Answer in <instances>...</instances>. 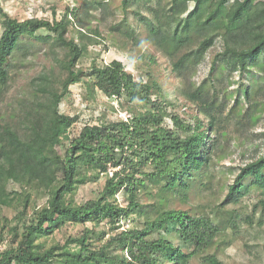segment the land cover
<instances>
[{
  "label": "trees",
  "instance_id": "16d2710c",
  "mask_svg": "<svg viewBox=\"0 0 264 264\" xmlns=\"http://www.w3.org/2000/svg\"><path fill=\"white\" fill-rule=\"evenodd\" d=\"M210 1L121 0L123 22L110 28L135 41L129 15L144 27L180 78L184 96L205 116H194L193 122L175 113L167 122L158 82L135 79L119 60L79 66L89 46L105 36L79 18L77 6L66 7L59 18L53 12L51 19L18 20L0 4V100L12 78L10 58L24 36L48 44L45 55L51 62L30 82L42 96L20 100L9 115L0 113V218L7 200L20 208L12 218L15 224L1 227L0 264H188L221 233L219 224L237 227L236 212L226 226L221 212L239 203L251 186L264 191V154L239 167L216 214L169 206L172 197L186 202L190 190L208 187L212 161L221 152L222 121L251 128L258 119L253 114L258 93L264 92L259 87L252 99V86L245 82L246 73L259 74L264 82V0ZM72 20L86 28L75 37ZM39 30L47 34H37ZM217 42L220 50L206 77L210 92L205 80L195 84L193 78ZM219 63L237 74L235 92L245 99L242 110L220 94L213 78ZM75 83H82L89 97L99 90L132 104L122 108L128 116L75 129L79 115L60 108ZM91 168L93 180L103 177V185L92 198L76 202L74 195ZM141 191L149 201L141 200ZM41 192L45 200L36 204ZM259 203L264 209V199ZM243 220L249 222L248 216ZM123 221L134 225L120 229ZM69 226L77 229L55 240V233ZM203 261L225 264L211 253Z\"/></svg>",
  "mask_w": 264,
  "mask_h": 264
},
{
  "label": "rangeland",
  "instance_id": "374dc122",
  "mask_svg": "<svg viewBox=\"0 0 264 264\" xmlns=\"http://www.w3.org/2000/svg\"><path fill=\"white\" fill-rule=\"evenodd\" d=\"M99 2L102 4L101 6L98 5ZM0 4L4 11L18 20L31 17L51 19L53 12L59 18L66 7L72 9L77 6L79 18H82L87 26L99 28L105 36L104 39L98 37L100 44L96 43L89 46L88 52L79 62V66L88 67L93 61L101 65L114 59L119 60L123 63L125 70L131 72L135 79L142 78L149 84L154 81L158 82L163 103L161 112L166 117L167 122H170L169 116L172 113L189 122L194 121V116H199L205 120V116L198 112L197 106L184 96L180 78H177L171 71L168 58L152 46L141 24L135 22L133 17L129 15L130 26L134 28L136 34L135 41L110 29L112 25H119L123 22L121 20L123 16L121 0H0ZM72 23L75 29L74 34L72 33L73 37L77 35V31L86 30L85 26L82 27L77 20H72ZM37 34L47 33L45 30H39ZM47 48L48 44L42 41L23 37V45L10 58L9 69L12 78L9 89L4 94V99L0 100V113L2 115L11 114V110L16 107L20 100L29 102L34 98V95L42 96L36 90V86L31 85L30 82L33 77L40 74L44 66H50V59L45 55ZM219 50V42L209 48L204 61L198 66L193 78L195 84L205 80V86L207 89L209 88L210 92H212V87L207 82L206 77L212 58ZM246 75L245 82L252 86L250 97L253 99V93L261 86L264 88V82L259 74L246 73ZM213 78L217 86L222 89L220 94L228 98L230 105L236 104L237 109L241 108L242 110L245 107V99L241 93L235 92L237 74H230L229 69L219 63ZM157 95L158 92L154 87L153 96L157 97ZM257 100L258 105L253 108V114L258 119L249 126L251 128L241 129L231 122L222 121V130L225 133L220 137L221 152H218L212 161L211 171L207 178L208 187L203 190L198 187L190 190L189 199L186 202L172 197L170 207L187 210L190 214L212 215V213H217V206L224 199L227 188L238 173L239 167L248 160L264 154V92L258 93ZM134 103L136 107H140L139 103ZM124 106L130 107L132 104L125 100L119 101L116 98L105 97L99 90H95L94 98L89 97L85 86L82 83H75L70 86V92L63 98L60 108L66 114L79 115V121L74 127L77 129L85 123L109 122L124 118L128 116L127 110L122 109ZM223 117L221 116V118ZM94 172V169L91 168L86 180L80 183L74 195L76 202L92 198L101 189L104 179L100 177L94 181L92 175ZM245 182L249 183V179ZM10 187L18 188L13 184ZM45 197V193L41 192L36 199V204H42ZM118 197L119 204H124L123 198L120 195ZM140 198L142 201H149L150 199L145 191L140 192ZM260 199H264V191L251 186L239 203L229 204L226 208L228 211L223 210L221 212L220 220L226 226L229 215L234 211L236 212L235 215L238 216L235 218L237 227L227 225L226 228L222 229L223 224H219L221 233L215 237L204 252L192 256L188 264H208L203 261V255L206 253L214 254L225 264H264V209L260 206ZM19 210L20 208L13 207V202L10 199L7 200L4 214L0 218V230L4 224L8 226L15 224L12 218L19 213ZM246 216H248L249 222L243 220ZM86 225L91 226L92 223L88 222ZM132 225H134L132 221L126 223L123 221L120 224V229ZM67 228L63 230V233L56 232L55 240H62V236L66 235L67 232H74L77 226Z\"/></svg>",
  "mask_w": 264,
  "mask_h": 264
},
{
  "label": "clouds",
  "instance_id": "9594fccd",
  "mask_svg": "<svg viewBox=\"0 0 264 264\" xmlns=\"http://www.w3.org/2000/svg\"><path fill=\"white\" fill-rule=\"evenodd\" d=\"M125 118V117H124Z\"/></svg>",
  "mask_w": 264,
  "mask_h": 264
}]
</instances>
